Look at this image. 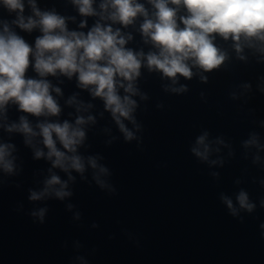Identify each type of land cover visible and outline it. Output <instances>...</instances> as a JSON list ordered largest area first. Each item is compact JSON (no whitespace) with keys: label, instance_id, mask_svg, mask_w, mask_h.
Returning a JSON list of instances; mask_svg holds the SVG:
<instances>
[{"label":"clouds","instance_id":"clouds-1","mask_svg":"<svg viewBox=\"0 0 264 264\" xmlns=\"http://www.w3.org/2000/svg\"><path fill=\"white\" fill-rule=\"evenodd\" d=\"M68 3L77 15H63L54 6L41 8L38 0H0V9L10 17L0 16V133L7 135V139L0 135V186L24 172L19 149L12 142V137L19 135L32 160L48 165L33 172L36 187L27 189V200L34 205L27 215L40 225L46 222L50 200L63 203L74 223L82 221V212L71 202L78 178L109 196L117 194L113 172L103 162L105 157L99 152L89 153L92 145L88 134L107 113L120 135H114L111 126H103L100 133L107 137L104 144L111 146L122 137L125 143L135 141L141 149L144 126L137 113L142 104L146 111L150 100L141 87L145 72L159 77L163 93L182 96L190 91L187 81L208 84L216 72H232L238 65H264V0ZM88 18H93L91 26ZM70 23L76 27L70 28ZM34 32L38 35L32 43L21 34ZM135 34L142 46L129 47L135 42ZM30 70L34 75H29ZM65 80H74L79 89L67 98L61 87ZM255 91L264 94V75L256 76ZM82 92L90 99H83ZM253 93L252 81H240L230 86L228 97L240 101L243 110ZM200 99L207 102L205 92H200ZM97 100L102 110H97ZM164 107L163 103L156 104L157 109ZM13 108L19 113L16 119L9 115ZM65 108L72 111L61 119ZM247 112L255 116V109ZM252 124L264 129V120L253 118ZM240 148L243 160L264 170L261 132L249 131ZM189 152L208 167V174L216 181L220 172L212 169L223 168L236 156L231 140L213 136L208 129H201ZM244 182L237 178L234 184ZM252 183L264 188V178L253 177ZM219 200L241 223L242 213L253 214L258 207L242 187L232 195L221 192ZM259 207L264 209V197L259 199ZM16 211L23 212L24 205L19 204ZM98 227L95 222L91 224L92 229ZM259 227L264 237V223ZM125 234L139 244L132 233L125 230ZM75 245L77 253L84 248L79 240ZM67 246L65 242L63 247ZM91 251L94 254L96 249ZM72 259L73 264H89L84 255Z\"/></svg>","mask_w":264,"mask_h":264},{"label":"water","instance_id":"water-1","mask_svg":"<svg viewBox=\"0 0 264 264\" xmlns=\"http://www.w3.org/2000/svg\"><path fill=\"white\" fill-rule=\"evenodd\" d=\"M38 3L41 8L54 6L63 15H77L68 0ZM0 16L10 19L2 9ZM88 19L91 26L93 18ZM69 27L76 25L70 23ZM21 34L30 43L38 35ZM140 46V36L135 34V42L129 47ZM29 75L34 73L30 70ZM258 75H264V65H238L232 72L212 74L208 84L195 79L187 81L190 91L174 96L162 92L157 75L145 72L141 87L150 100L147 110L142 104L137 113L144 126L142 150L135 141L125 143L122 137L106 146L107 137L100 133V128L108 125L114 135L120 134L105 113V119L88 134V143L92 145L89 153L99 152L105 157L103 162L113 172L111 179L117 194L109 196L78 178L71 202L82 212L79 223H74L64 204L55 200L47 202L50 211L45 224H34L27 215L34 207L27 200V189L36 187L33 172L48 165L33 161L22 137L14 135L12 142L19 149L24 172L0 186V264H73L72 258L78 254L84 255L89 264H264V237L259 227L264 223V209L259 207L264 188L252 183L253 177L264 178V170L243 160L240 148V141L247 138L249 131L256 130L264 136V129L252 124L253 118L264 120V94L255 91ZM240 81H252L254 87L253 98L243 110L240 101L228 97L230 86ZM61 87L65 98L79 91L74 80H65ZM201 91L206 94V103L200 99ZM81 96L90 99L86 92ZM94 103L97 110H102L99 100ZM157 103L165 107L157 109ZM249 108L255 109L254 117L248 114ZM69 111L72 109L65 108L61 119L68 118ZM9 115L16 119L19 113L13 108ZM201 129H208L213 136L223 135L236 150V156L223 168L212 169L220 172L219 181L189 152L190 143ZM0 135L7 139L6 134ZM237 178L245 182L236 186ZM17 183L20 188L15 187ZM240 187L258 205L255 213H242L243 223L231 217L219 200L221 192L232 195ZM21 203L24 211L18 212ZM93 222L99 227L92 229ZM125 230L139 244L129 240ZM76 240L84 245L79 253L75 251Z\"/></svg>","mask_w":264,"mask_h":264}]
</instances>
